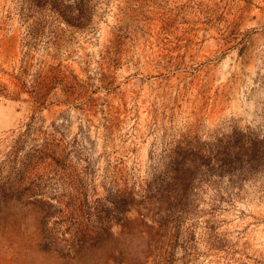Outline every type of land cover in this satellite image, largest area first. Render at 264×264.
Masks as SVG:
<instances>
[{
  "label": "rangeland",
  "instance_id": "374dc122",
  "mask_svg": "<svg viewBox=\"0 0 264 264\" xmlns=\"http://www.w3.org/2000/svg\"><path fill=\"white\" fill-rule=\"evenodd\" d=\"M0 264H264V0H0Z\"/></svg>",
  "mask_w": 264,
  "mask_h": 264
}]
</instances>
